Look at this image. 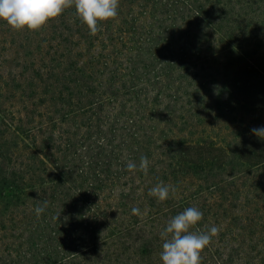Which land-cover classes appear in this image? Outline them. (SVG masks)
<instances>
[{"label":"trees","instance_id":"16d2710c","mask_svg":"<svg viewBox=\"0 0 264 264\" xmlns=\"http://www.w3.org/2000/svg\"><path fill=\"white\" fill-rule=\"evenodd\" d=\"M260 126L264 0H119L95 35L74 4L0 21V264H162L187 207L219 229L201 264H264Z\"/></svg>","mask_w":264,"mask_h":264},{"label":"clouds","instance_id":"9594fccd","mask_svg":"<svg viewBox=\"0 0 264 264\" xmlns=\"http://www.w3.org/2000/svg\"><path fill=\"white\" fill-rule=\"evenodd\" d=\"M72 4L91 35L97 33L99 22L118 15L119 0H0V21L6 22L16 30L35 31L59 17ZM251 132L259 138H264V126L253 128ZM148 163L147 157L141 156L139 169L147 172ZM125 167L128 171H134L137 165L129 161ZM174 191L175 189L167 184L157 183L149 189V195L158 201H165L170 192ZM47 207L48 202L45 200L35 208L36 216L45 213ZM131 211L135 215L140 210L134 207ZM202 216L203 213L196 207H187L166 223L161 232L162 264H201V253L219 231L215 225L205 232L191 230L202 220Z\"/></svg>","mask_w":264,"mask_h":264}]
</instances>
